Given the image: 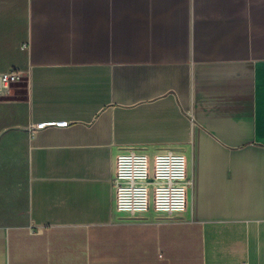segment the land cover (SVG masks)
<instances>
[{
  "label": "crops",
  "instance_id": "obj_1",
  "mask_svg": "<svg viewBox=\"0 0 264 264\" xmlns=\"http://www.w3.org/2000/svg\"><path fill=\"white\" fill-rule=\"evenodd\" d=\"M13 67L0 139L27 143L29 214L0 264H264V0H0ZM166 150L187 210L118 212V155Z\"/></svg>",
  "mask_w": 264,
  "mask_h": 264
},
{
  "label": "built area",
  "instance_id": "obj_2",
  "mask_svg": "<svg viewBox=\"0 0 264 264\" xmlns=\"http://www.w3.org/2000/svg\"><path fill=\"white\" fill-rule=\"evenodd\" d=\"M28 79V72L17 67L1 73L0 97L11 85ZM191 184L188 160L182 152L166 150L154 157L124 152L117 157L113 178L116 209L128 214L145 213L151 208L164 214L183 213L188 207Z\"/></svg>",
  "mask_w": 264,
  "mask_h": 264
},
{
  "label": "rangeland",
  "instance_id": "obj_3",
  "mask_svg": "<svg viewBox=\"0 0 264 264\" xmlns=\"http://www.w3.org/2000/svg\"><path fill=\"white\" fill-rule=\"evenodd\" d=\"M93 4L99 0H92ZM113 1L115 0H108ZM133 0H124L130 7ZM125 31V37L127 33ZM87 48V47H84ZM27 86V81L19 82ZM28 147L24 139H0V224L13 225L26 220L29 214ZM93 264H99V255Z\"/></svg>",
  "mask_w": 264,
  "mask_h": 264
}]
</instances>
